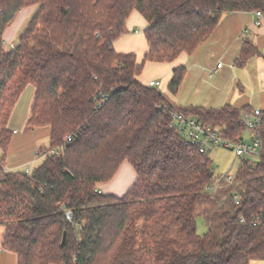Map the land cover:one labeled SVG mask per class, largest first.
I'll return each mask as SVG.
<instances>
[{
    "label": "trees",
    "instance_id": "obj_1",
    "mask_svg": "<svg viewBox=\"0 0 264 264\" xmlns=\"http://www.w3.org/2000/svg\"><path fill=\"white\" fill-rule=\"evenodd\" d=\"M33 7L5 50L4 31ZM133 11L147 23L140 63L113 48ZM245 11L264 14V0H0V148L6 153L8 120L27 85L34 95L26 125L48 129V148L39 150L43 160L30 174L6 171L0 161L2 246L17 264L264 261V224H251L264 210V111L259 157L242 160L231 182L213 191L220 176L208 150L199 152L171 128V116L238 143L246 130L240 115L252 110L178 105L168 95L181 86L182 66L172 70L167 94L138 80L146 62L192 53L223 14ZM254 53L245 43L236 65ZM123 162L136 174L129 190L120 198L98 192L96 185L109 182Z\"/></svg>",
    "mask_w": 264,
    "mask_h": 264
},
{
    "label": "crops",
    "instance_id": "obj_2",
    "mask_svg": "<svg viewBox=\"0 0 264 264\" xmlns=\"http://www.w3.org/2000/svg\"><path fill=\"white\" fill-rule=\"evenodd\" d=\"M25 10L15 16L12 30H8L11 23L4 31V49L7 50L10 45L16 43L14 38L17 37L26 19L22 15ZM255 21L253 11L223 14L211 35L192 53L180 54L171 63L146 62L138 77L139 82L147 86L151 81H158L161 83L159 90L167 94L172 70L182 66L185 68V76L177 94L171 96L178 105L204 109H219L230 105L237 109L248 107L251 110L264 111V20L257 26L254 24ZM146 27L144 18L133 11L125 22L127 33L113 43L115 52L133 54L140 63L147 52L143 34ZM6 39L7 43H11L8 46ZM245 43L252 46L255 53L240 67L236 63ZM219 63L220 68L217 67ZM12 118L10 114L7 124L9 130ZM129 165L123 162L109 182L97 184L98 192L117 198L122 197L136 180V174ZM2 237L3 229L0 228V264H17L16 255L3 248ZM250 264H264V261H252Z\"/></svg>",
    "mask_w": 264,
    "mask_h": 264
},
{
    "label": "rangeland",
    "instance_id": "obj_3",
    "mask_svg": "<svg viewBox=\"0 0 264 264\" xmlns=\"http://www.w3.org/2000/svg\"><path fill=\"white\" fill-rule=\"evenodd\" d=\"M34 12V7L24 11L22 15L26 19L23 21L17 37L27 25ZM14 22L9 27V31L14 27ZM17 37L14 38V43L17 41ZM7 41L8 39H6V45L8 46L11 43H7ZM32 95L33 86L27 85L11 112L13 118L10 130L11 132L15 131V133H11L10 144L6 153H3L0 148V161H3L4 168L9 172H24L27 167L31 169L35 168L43 160V154L39 153V150L48 148V129L46 127L29 128L25 122L30 112ZM168 97L172 99L171 96L168 95ZM242 138H247V130L243 132ZM208 152L215 176H233L241 161L244 160L243 158L236 157L231 149L212 147ZM256 160L255 158L251 161ZM125 163L129 165V163ZM196 228L199 235H202L206 231L201 219L197 220Z\"/></svg>",
    "mask_w": 264,
    "mask_h": 264
},
{
    "label": "built area",
    "instance_id": "obj_4",
    "mask_svg": "<svg viewBox=\"0 0 264 264\" xmlns=\"http://www.w3.org/2000/svg\"><path fill=\"white\" fill-rule=\"evenodd\" d=\"M256 16L255 25H259L262 20H264V14L259 11L254 12ZM13 45H10L9 49H12ZM6 50V49H5ZM218 68L221 67V63L217 65ZM152 88H160L161 83L158 81H151L147 85ZM172 121L170 123V127L176 129L179 133H181L185 140L196 147L199 152H205L208 148L212 147H221L223 149H231L236 157L254 160L259 157L262 148V142L259 134V125H260V111L252 110L251 112H242L240 115V120L244 127L247 130V138H242L238 143H229L221 139L217 134V129L209 126H203L201 123L197 122L191 118H184L182 115L178 113H173ZM67 141H70V137H66ZM31 168L27 167L24 170V173L30 174ZM233 176H223L220 177L214 187L213 191L217 187L220 181H224L226 183H230ZM209 190V188H208ZM233 202L235 205H238V197H233ZM67 220H70L69 213L65 214ZM241 223H244V219L242 217L239 218ZM252 226H259L264 224V210L255 215L251 219Z\"/></svg>",
    "mask_w": 264,
    "mask_h": 264
},
{
    "label": "water",
    "instance_id": "obj_5",
    "mask_svg": "<svg viewBox=\"0 0 264 264\" xmlns=\"http://www.w3.org/2000/svg\"><path fill=\"white\" fill-rule=\"evenodd\" d=\"M64 240H65V235H63V238H62V244L64 243Z\"/></svg>",
    "mask_w": 264,
    "mask_h": 264
}]
</instances>
